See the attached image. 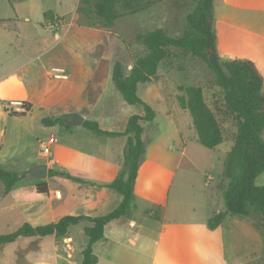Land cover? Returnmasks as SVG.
<instances>
[{
  "label": "rangeland",
  "instance_id": "obj_1",
  "mask_svg": "<svg viewBox=\"0 0 264 264\" xmlns=\"http://www.w3.org/2000/svg\"><path fill=\"white\" fill-rule=\"evenodd\" d=\"M231 2L234 3L235 16L240 21L256 20L257 6L248 0H215L217 14L220 16L221 12L230 8ZM78 5L79 0H0V19H6V25H8L5 27V40L10 39L17 47L22 44L28 57L41 51L45 42L46 46L49 45L48 41L55 46L53 52L43 58L47 62V68H42L39 61L36 64L39 66L38 72L42 75L41 81L44 85L41 84L39 92L37 91L39 85L32 86L33 90L36 89L34 93L37 97L32 112L25 118H11L7 123L8 133L5 146L0 152V167L17 172L18 180L13 187L15 193L10 195H6L3 182L0 180V196L5 193V198H0V234L14 232L22 225L23 210L12 203L15 194H18V189L34 186L43 181L19 178V175L34 163L48 164V158L41 154L43 148L40 139L49 136L48 128L52 126L63 130L66 137L69 134L66 127L59 124L45 125L42 119L57 117L61 110L81 112L93 110L103 129H121L122 118L144 112L141 105L128 104L116 88L112 79L114 64L118 60L123 61L126 72H129L134 61L148 52L144 44L137 40L138 33L163 28L171 36L182 35L187 26V17L196 8L197 1L133 0L131 3L125 2L119 6V11L123 15L113 27H105L98 22L89 21L79 13ZM48 11L56 16L57 25L54 27L48 28L42 25V23H50L45 17ZM26 16H30V20H26ZM70 27L68 35L65 34ZM2 29L4 27H1ZM56 33L59 37H56ZM45 35L47 41L44 42ZM171 50L173 55L161 63L153 81L140 83L138 86V95L156 111L155 128L151 127L148 131L149 135L145 133L143 138L152 139V134L157 132L155 130L158 127L160 132L157 137L169 142L175 136L177 128L181 129L178 140L182 138L186 140L187 158L177 171L171 198L175 200V194H178L179 199L185 204L186 211L180 212L178 217H199L202 211L206 215L207 208L210 207L225 209L224 192L218 189L217 184L223 174V161L233 147L236 127L230 116H224L219 112V118L227 135L225 142L212 150L197 141L192 116L180 107L176 98L177 94L184 93L181 90L182 87L202 86L206 100L217 111L216 102L223 106V91L218 87L215 76L206 63L194 55L185 54L179 48L172 47ZM7 62L8 60H5V63ZM54 66L63 67L65 71L50 75L49 72ZM24 73L27 74V72ZM57 73H61L62 75L59 76L64 77H58ZM47 79H51V82H47ZM48 89L49 92L46 91ZM41 101L43 104L40 106ZM109 111L116 120H110L105 116ZM144 124L146 125L147 122ZM80 128L82 129H78L79 134L74 136L77 140L69 142L77 149L96 153L95 151L105 147L103 144L89 141L81 136L82 133L100 140H110L99 137L85 127ZM54 133L57 134V132ZM177 134L178 132L176 136ZM65 149L63 146L58 152L56 147L51 148V159L56 161L52 170L69 173L71 169H75L67 161ZM122 168L123 166L120 172ZM76 171L89 173L88 169ZM66 178L69 177L57 173L44 180L50 184L52 192L43 197V204L47 202L48 197L55 195L56 188L63 193ZM208 179L210 184L206 185ZM227 182L229 183V179ZM257 182L259 185H264V173L258 177ZM178 190L180 192L176 193ZM144 205L150 206L149 202L139 198L136 200L135 196L131 209L134 217L138 214V209L141 210ZM150 221L156 223L154 220ZM86 224L90 225L88 221L81 222L73 227L70 233L80 247L89 239V235L85 232ZM259 231L264 237V229ZM31 240L35 238H21L5 245L0 250V261L17 260L22 264H31V261L28 262L29 257L49 259L54 257L52 236ZM75 258L81 261L82 251L78 250ZM259 261L260 264H264V250Z\"/></svg>",
  "mask_w": 264,
  "mask_h": 264
},
{
  "label": "crops",
  "instance_id": "obj_2",
  "mask_svg": "<svg viewBox=\"0 0 264 264\" xmlns=\"http://www.w3.org/2000/svg\"><path fill=\"white\" fill-rule=\"evenodd\" d=\"M248 2L257 6L256 20L245 21L243 19L240 21L239 18H236L233 2H231L230 8L221 12L220 16L215 7L214 25L217 33V49L222 58L239 57L253 60L264 76V0H248ZM53 16L56 19V16ZM30 18V16L25 17L26 20H30ZM6 24V21L0 23V152L5 146L8 120L14 117H27L35 106L37 97L34 92L36 89L33 90L32 86L39 85L38 91L42 84V75L39 74L37 68L39 66L36 64L39 61L42 68H47V62L43 58L55 49L50 41L47 45L49 47L46 46V35L49 36L46 34L43 39L45 46L42 47V50L28 57L22 44L17 47L10 39L5 40V27L8 26ZM42 25L49 28L56 26L57 23L55 20L49 24L42 23ZM1 27L4 29L1 30ZM70 30L71 27L66 30L65 34L68 35ZM56 37H59L58 33H56ZM5 60L8 62L5 63ZM55 67L63 68L54 66L52 69ZM51 71L49 74L53 75L54 71ZM57 75L64 77L59 76L62 75L61 73H57ZM47 82H51V79H47ZM45 86L48 87L46 84ZM46 91L49 92V89ZM11 100L30 102L31 110L26 116H11L5 108V104ZM39 104L41 106L43 101ZM92 111L61 110L57 117L79 113L86 119L99 122L98 117ZM109 113L111 112H106L105 116L110 120H116V117ZM138 114H143V112ZM130 116L121 119V129L106 130H124ZM154 120L142 122L143 136L145 133L149 135L148 131L151 127L155 128ZM145 122H147L146 125ZM64 127L69 132L67 137L64 136L63 130L52 126L48 128L49 136L40 139V141L48 142L51 148L56 147L58 152L64 146L67 161L75 168L71 169L72 171L69 173L97 184H86L66 178L62 197L50 196L44 204L43 197L52 192L49 183L47 193L38 192L36 185L18 189V194H15L12 203L23 210L21 224L29 222L34 226L43 225L56 222L69 214L102 216L113 211L123 200V195L120 192L105 184L112 182L123 166L128 137L99 135L92 131L99 137L110 139L100 140V138H93L82 133L81 136L89 141L105 146L103 149L95 151L96 153H89L69 144V142L77 140L74 136L79 134L80 130L78 129H82L80 127L85 126L70 124V126ZM155 131L157 132L152 134V139L149 137L144 139L146 152L139 169L135 190L136 200L139 198L147 201L150 206L144 205L141 210L138 209L136 217L130 210L121 219L107 224L104 237L93 245L94 253L98 256L97 264H250L259 261L263 255L264 237L251 218L228 215L217 228L210 229L208 227V220L211 216L217 212L226 211V203L225 209L207 208L206 215L202 211V215L199 217H178V214L185 212L186 209H184L185 204L178 197L180 195L175 194V200L174 198L172 200V186L178 169L182 167L187 158V143L184 138L178 140V135L181 136L180 128H177L175 136L169 142L157 137L160 132L158 127ZM54 132H57L58 135ZM176 132H178L177 136ZM195 137L197 139V136ZM42 155L48 158L49 169H51L56 163L54 159H51L52 150L49 156ZM226 157L223 161L224 169ZM35 164L37 163L33 165ZM60 164L64 163L60 162ZM86 169L89 170V173L76 171ZM90 169L92 170L90 171ZM227 180L223 170L222 177L217 184L221 192H224L228 185ZM257 181L258 178L256 180L258 184ZM209 184L210 180L208 179L206 185ZM58 189L56 188L55 191ZM14 191L12 189L6 195L15 193ZM179 192L180 190L176 191V193ZM2 197L5 198V193L0 196V198ZM150 220H154L156 223ZM84 221L93 225V222L89 220L81 222ZM77 225L71 226L63 237L52 236L53 258L29 257V259L27 258L28 262L31 261V264H83V259L77 260L75 254L78 250L83 251L87 247L89 239L86 244L83 243V246L80 247L77 241L70 236L72 228ZM25 238L38 239L37 237ZM20 262L17 260L0 261V264H22Z\"/></svg>",
  "mask_w": 264,
  "mask_h": 264
},
{
  "label": "trees",
  "instance_id": "obj_3",
  "mask_svg": "<svg viewBox=\"0 0 264 264\" xmlns=\"http://www.w3.org/2000/svg\"><path fill=\"white\" fill-rule=\"evenodd\" d=\"M133 0H79L78 11L89 21L98 22L105 27H113L123 15L119 11L122 3ZM197 6L187 17V26L182 35L174 37L163 28L138 33L137 40L144 44L148 52L138 57L129 72H126L123 61L115 62L112 79L116 88L128 104H139L143 114L129 117L126 128L122 131L103 129L97 120L86 119L83 126L99 135L127 136L124 163L121 172L110 183L105 184L123 195L118 207L108 214L92 217L87 215H65L56 222L34 226L24 222L21 227L11 233L0 234V250L7 244L20 238L48 236H65L69 228L82 220L93 222L85 232L89 235V243L82 251L83 264H97L98 256L93 245L105 235V228L111 221L119 220L132 209L135 201V190L139 169L146 152L143 138V121L156 118L155 109L138 95L140 83L152 81L158 74L161 63L173 55L172 47L179 48L188 55L202 60L212 70L218 87L223 91L222 103L217 111L208 103L202 86L182 87L184 93L177 94L180 107L187 110L193 119V127L197 141L206 148L215 149L225 142L227 135L219 112L230 116L235 123L234 145L225 160L224 176L229 179L224 196L227 211L215 213L208 220L210 229L217 228L228 215L248 217L255 226L264 229V185L256 183L264 173V76L256 63L248 58H222L217 49V33L215 30L214 0H196ZM46 20L54 22L53 13L45 14ZM6 21L5 19L0 20ZM26 111L6 110L11 116H26L31 110V103L24 102ZM70 115L56 118H43L45 125L61 124L70 126L66 119ZM57 173L86 184L97 183L67 172L49 169V176ZM0 180L4 191L8 194L18 180V173L0 167ZM40 193L48 192V183L42 181L36 185ZM250 264H260V261Z\"/></svg>",
  "mask_w": 264,
  "mask_h": 264
},
{
  "label": "water",
  "instance_id": "obj_4",
  "mask_svg": "<svg viewBox=\"0 0 264 264\" xmlns=\"http://www.w3.org/2000/svg\"><path fill=\"white\" fill-rule=\"evenodd\" d=\"M86 117L82 114L75 113L66 119L68 124H74L80 126L84 123ZM49 176L48 164H35L27 168L22 174L19 175L20 179H39L46 180ZM228 212V210H226Z\"/></svg>",
  "mask_w": 264,
  "mask_h": 264
},
{
  "label": "built area",
  "instance_id": "obj_5",
  "mask_svg": "<svg viewBox=\"0 0 264 264\" xmlns=\"http://www.w3.org/2000/svg\"><path fill=\"white\" fill-rule=\"evenodd\" d=\"M54 72H64L65 70L63 68H53ZM5 107L9 110V111H16V112H23L26 111V107L24 104L23 100H11L9 102H7L5 104ZM41 147L43 148L42 154L49 156L51 153V145L48 142L45 141H41ZM55 196L57 198H61L62 197V191L60 189L55 191Z\"/></svg>",
  "mask_w": 264,
  "mask_h": 264
}]
</instances>
